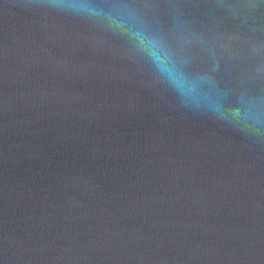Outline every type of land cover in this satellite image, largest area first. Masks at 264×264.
<instances>
[{
  "label": "water",
  "instance_id": "obj_1",
  "mask_svg": "<svg viewBox=\"0 0 264 264\" xmlns=\"http://www.w3.org/2000/svg\"><path fill=\"white\" fill-rule=\"evenodd\" d=\"M0 264H264V0H0Z\"/></svg>",
  "mask_w": 264,
  "mask_h": 264
}]
</instances>
